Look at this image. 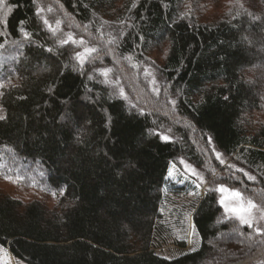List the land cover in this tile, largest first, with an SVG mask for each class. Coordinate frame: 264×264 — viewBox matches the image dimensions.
<instances>
[{
  "label": "trees",
  "instance_id": "obj_1",
  "mask_svg": "<svg viewBox=\"0 0 264 264\" xmlns=\"http://www.w3.org/2000/svg\"><path fill=\"white\" fill-rule=\"evenodd\" d=\"M0 117V177L53 199L0 192L13 259L264 264V224L225 216L217 190L264 209V0H0ZM181 158L208 180L200 243L166 259Z\"/></svg>",
  "mask_w": 264,
  "mask_h": 264
},
{
  "label": "rangeland",
  "instance_id": "obj_2",
  "mask_svg": "<svg viewBox=\"0 0 264 264\" xmlns=\"http://www.w3.org/2000/svg\"><path fill=\"white\" fill-rule=\"evenodd\" d=\"M88 52L89 50L87 49L86 53ZM150 70L151 69H147L146 72L148 73V71ZM146 72L145 74L147 78H148V75L150 77V74L152 71L150 72V74L149 73L147 74ZM133 80L136 82V78H134ZM154 83H155L154 78L153 76H151L150 81H149L150 86H154ZM138 84H141V82L138 81ZM128 93H129V96L134 98L131 91H129ZM151 113L152 115L156 116V114H154L155 113L154 110H152ZM192 144L196 150H199V151L201 150L200 148L197 147L195 143H192ZM202 153L204 155H208V154H205V152H202ZM219 158L222 162H228L221 155H219ZM0 167H2V169H6V168L10 169V167L5 166L4 163H2V161H1ZM203 169L204 167L197 168L183 158L179 159L176 164H172L169 168L168 182H167L168 192L166 191L168 193L169 201L167 203L165 213L167 215L166 217L169 218L168 223L171 225L172 234H173L174 239H176L177 243L184 242L186 244V247L179 248L177 243L166 245L162 248L155 250V253L159 255L160 257H163L166 259H173V258L180 256L182 253L193 252L199 246L200 240L194 229L193 214L195 212L194 209H195L196 204L201 199H203L205 195V188L208 185V180L205 174L206 172ZM10 170L12 171V169ZM25 171L26 172H24V175L26 176L32 173L28 170H25ZM172 187L179 188V189L175 190V189H172ZM220 187H223L227 189L228 191L224 193H221L220 191H218L219 204H220L221 199L228 197L225 203L227 204L229 208L234 207V206H239L240 204H243L245 208L248 207L249 203L254 205V207L250 208L248 212L245 214L246 219H248L247 224H242L240 220L233 213L227 212L225 210V207L220 204L222 206L225 216L237 220L242 225H248L252 227L254 230H256L258 233H261V230L263 229V224H264V209L260 207L259 205H257L256 203L252 202L250 199H248L246 195H243L241 193H240L241 199L237 201L229 196V192L233 190L223 185L219 186L218 188ZM178 191H180V194L174 193ZM0 192L6 195H10L15 198L22 199L23 201H27V200L29 201L32 198L34 199L44 198L43 200H45V202L48 203V205H52L53 203L52 198H48V197L46 198L33 191H30V190L27 191L24 189L17 188L15 184L8 178L5 179V178L0 177ZM177 211L181 212L182 214L181 218H177L178 217V214L176 215ZM174 212L175 214L173 216L169 214V213L173 214ZM0 264H25V263H23L22 261L13 259L11 255L9 254V251L7 250V248L0 245Z\"/></svg>",
  "mask_w": 264,
  "mask_h": 264
},
{
  "label": "snow or ice",
  "instance_id": "obj_3",
  "mask_svg": "<svg viewBox=\"0 0 264 264\" xmlns=\"http://www.w3.org/2000/svg\"><path fill=\"white\" fill-rule=\"evenodd\" d=\"M77 58L80 59L79 55H78ZM2 118L3 117H0V119H2ZM162 139L165 140V141L167 140L166 137H162ZM218 158H219V154H218ZM218 191H220L221 193H224V192H226L228 190L223 188V187H220V188H218ZM229 196L231 198L237 200V201H239L241 199L240 193L236 192V191L229 192ZM226 199H228V197H225V198L221 199V201H220V204L225 207V210L227 212L233 213L240 220V222L242 224H247L248 223V219H246V215L245 214L248 212V210L250 208L254 207V205L249 203L248 207L245 208L243 204H240L239 206H234V207L229 208L227 206V204L225 203Z\"/></svg>",
  "mask_w": 264,
  "mask_h": 264
}]
</instances>
